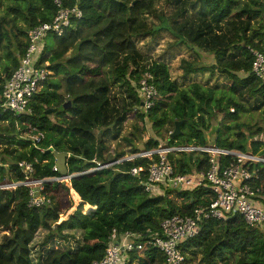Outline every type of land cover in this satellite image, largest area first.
<instances>
[{"label": "trees", "instance_id": "1", "mask_svg": "<svg viewBox=\"0 0 264 264\" xmlns=\"http://www.w3.org/2000/svg\"><path fill=\"white\" fill-rule=\"evenodd\" d=\"M62 1L65 7L78 5L82 18H72L62 36L49 34L45 39L38 64L49 63L52 74L34 97L33 116L26 118L45 133V152L22 139L16 118L0 112V186L24 181L19 168L22 161L33 164L36 179L62 177L53 171L54 153L69 155L68 172L74 177L71 187L62 182L46 183L44 194L52 205L42 208L28 207L25 187L0 189V232H7L0 239V264H35L30 246L40 230L48 232L44 247L55 238L68 240L65 232L81 231L82 247L76 252L52 249L40 255L36 264L101 262L113 230L144 236L148 231L158 234L165 219L192 216L196 209L213 201L208 183L185 190L158 185L153 191L156 195L148 193L143 186L146 169L158 160L157 156L125 161L128 154L122 151L107 158L110 146L105 136L121 116L111 96L116 86L126 94L122 102L125 122L136 121L133 131L122 138L130 147V156L159 149L162 130L169 124L175 128L178 122L180 134H171L165 147L194 149L168 154L179 174L208 172L210 156L198 149L210 143L219 150L264 159V144L252 141L264 129L239 123L251 102L260 104L257 109L263 110L264 120V83L252 71L254 57L250 51H264V0H196L192 5L188 0H177L181 8L178 5L167 24L162 20L160 27L153 29L146 15L157 0ZM4 6V15L0 16V65L4 63L0 68V105L4 84L18 69L29 46L28 33L52 23L57 13L54 0H0V12ZM156 17L161 19L164 14L160 12ZM165 31L171 32L174 47L187 46L201 60L205 55L211 58L207 63L182 60L184 80L197 74H209L210 78L220 74L230 85L208 81L184 86L172 80L163 57L143 64L145 56L138 43L149 38L150 44H145L149 46ZM147 73L153 76L159 97L145 113L140 110L142 100L137 88ZM50 110H57L53 113L56 122L50 118L53 114L47 115ZM148 124L156 138H149L143 149L138 148ZM245 128L247 133L243 132ZM233 160L231 156H220L218 162L223 167ZM108 164L113 165L94 170ZM254 167L261 169L257 204L264 208V164ZM133 168L143 171L133 176ZM71 190L89 214L80 208L60 223V217L74 206ZM181 248L184 264H264V227H250L238 214L204 220L199 235ZM127 259L123 264H165L159 250L146 245L131 252Z\"/></svg>", "mask_w": 264, "mask_h": 264}, {"label": "built area", "instance_id": "2", "mask_svg": "<svg viewBox=\"0 0 264 264\" xmlns=\"http://www.w3.org/2000/svg\"><path fill=\"white\" fill-rule=\"evenodd\" d=\"M75 1L79 2V0ZM54 5L57 8L54 21L42 24L28 33L29 46L18 69L4 84L3 103L0 105V112L9 113L13 118H16V128L22 132V139L31 141L32 146L42 154L45 152L42 147L46 138L45 133L26 120L33 116L34 97L41 91L52 74L48 69L49 63L38 64L40 56L45 50V39L49 34L60 37L71 26L72 18H82V12L78 5L73 8L65 7L62 0H54ZM250 51L254 57L252 71L264 83V51L253 49ZM137 90L143 104L140 110L147 113L155 106V101L159 97V91L154 85L153 76L150 73L144 76ZM25 133L27 138L24 136ZM209 149L218 150V152L211 153L208 151ZM198 150L213 155L210 156L211 168L208 172L191 175L177 173L169 162L168 154L185 150L164 148L162 145L157 150L145 152L143 155L139 154L140 157L125 159V161H132L136 158L158 157V160L148 164L146 169L148 176L143 186L148 193H152L155 186L158 185H169L173 189L185 190L203 187L208 183L214 193V199L209 206L196 209L192 216L176 215L165 219L161 223V231L158 234L148 231L144 236L133 232L119 233L113 230L105 258L101 262L93 264L126 263L128 255L141 249L144 245L159 250L164 257L165 264H184L185 258L181 245L199 235L201 223L209 219L222 220L230 214L240 215L250 227H264V208L257 205V199L261 196V188L257 187L261 180V169L254 167L258 163L264 164V159L249 156L250 154L219 150L210 146ZM214 155L218 157L231 156L234 160L220 167L219 158ZM108 165H99L94 170L107 168ZM19 168L23 172L24 181L10 183L6 187L1 185L0 189L16 190L19 187H25L28 189L29 208L51 206L52 200L44 194L46 183L63 182L65 179L62 177L36 179L35 168L32 163L27 161L20 162ZM53 171L59 172L57 166ZM142 171V168H133L131 174L139 176ZM72 177L74 176L69 175L68 181ZM142 240L145 241L142 242Z\"/></svg>", "mask_w": 264, "mask_h": 264}, {"label": "rangeland", "instance_id": "3", "mask_svg": "<svg viewBox=\"0 0 264 264\" xmlns=\"http://www.w3.org/2000/svg\"><path fill=\"white\" fill-rule=\"evenodd\" d=\"M176 2L177 0H157V2L155 3L154 9L151 11L150 14L146 15L148 26L152 29L159 28L160 25L162 24V20H163L164 25L165 23L167 24L166 21H168V18L178 11V5L180 4ZM195 2L196 0H188L189 5L195 4ZM180 8H181V5H180ZM5 9L6 8L4 6L3 10L0 12V16L4 15ZM189 11L191 13H194V11H192L191 8H189ZM160 12L164 14V17L161 19L156 17V16H159ZM20 25L22 24L20 23ZM173 42H174L173 36L171 35V32H168V31L161 33V35L156 37L153 43L149 46L145 45V44H150L149 38L143 41H140V43H138V47L140 48L141 50L140 52L142 53V55L145 56V60L143 64H151L152 62L157 61L159 58L163 57L164 61L167 62L170 67V73H171L172 80L177 81L179 84L184 85V86L190 83H194V82L206 84L208 81L212 85H218V86L223 85L225 87H228L230 85V82L222 78L220 74H216L212 78H210L209 74H197V75H192L191 77H188L184 80V73H183V70L181 69L182 60H187L190 62L207 63L211 60V58L205 55L204 59L201 60L193 53L194 50L189 49L187 46L174 47ZM3 64L4 63L0 65V68ZM125 95H126L125 92L121 93L118 86L113 88L112 95H111L112 101L114 105H116V109L119 110L121 116L118 117L115 128L109 131L105 136V142L106 144L110 146V150L107 153L108 159L113 158L116 155V153H119L122 151L128 154L125 159H130L136 156L140 157V155H143V153H145V152H141L140 155L138 154L139 156L138 155L130 156L128 153L130 151V147H126L125 146L126 144L122 141V138L128 136L133 131L132 126L136 122L134 119L128 120L127 122H125L124 120L125 112L122 111L123 110L122 102L125 99ZM259 106H260L259 103L256 104L254 102H251L250 105H248L249 111L241 115V119L239 123L245 124L247 125V127L251 126L254 129H258V128L264 129L263 110L257 109ZM50 118L54 122L57 121L54 114L50 115ZM245 129H243V132L247 133V129L246 130ZM173 130H175V128L173 127L172 124H169L162 130L161 139L159 141L164 148H166L165 147L166 143ZM97 135L99 137L101 136L100 130L97 131ZM24 136L26 138L28 137L26 133L24 134ZM212 137H213L212 133H209L210 141L213 140ZM149 138L150 139L156 138V136L154 135L152 131L150 124L147 125V133L144 134L143 139L141 140V142L138 143L137 145L138 148L143 149L145 147V143L149 140ZM252 141H255V142L257 141V142H261L264 144V132L256 136L254 139H252ZM210 145L213 146L211 143ZM184 150L191 151L194 149H184ZM208 151L211 153L218 152V150H214V149H209ZM163 152H166V151H163ZM208 155L213 156L210 154ZM214 156L219 158L217 155H214ZM249 156H252V155H249ZM109 166H111V164L108 165V167ZM65 182H66L65 183L66 185L71 187L70 181H65ZM9 184L10 183L5 182L2 184V186L6 187ZM73 193L75 192L71 190V198L73 200L74 206L66 215H62L60 217V220H59L60 223L63 222L64 220H67L69 216H71L76 210L80 208H82L83 212L85 211L84 209L85 206H81L82 205V202H80L81 199L78 200L75 197V195H73ZM153 195H156V193H153ZM260 203L262 204V201H260ZM85 212H84L85 214L88 213L87 211ZM6 233L7 232H0V239ZM47 234H48L47 231L40 230L36 234L35 239L30 246L32 250V257H33L35 264L37 263L36 260L40 257V255H45L48 251L52 249H58L62 251L69 250L72 252H76L82 247L83 232L81 231L65 232V234L69 236L68 240H61L59 238H55L52 241H50V243L46 247H44L43 242Z\"/></svg>", "mask_w": 264, "mask_h": 264}, {"label": "water", "instance_id": "4", "mask_svg": "<svg viewBox=\"0 0 264 264\" xmlns=\"http://www.w3.org/2000/svg\"><path fill=\"white\" fill-rule=\"evenodd\" d=\"M142 106H143V104H142ZM64 108L67 109L68 106L65 105ZM56 111L57 110H50L47 112V115L53 114ZM180 132H181V123L177 122L175 125V130L172 133V137L178 136L180 134ZM185 151H188V150H185ZM54 157L56 159V166L59 170V173L61 174L62 178L65 179V181H68L69 172H68L67 161H68L69 155L67 153H54ZM65 181H63L62 183L65 184L66 183ZM81 202L83 203L82 200H81Z\"/></svg>", "mask_w": 264, "mask_h": 264}, {"label": "crops", "instance_id": "5", "mask_svg": "<svg viewBox=\"0 0 264 264\" xmlns=\"http://www.w3.org/2000/svg\"><path fill=\"white\" fill-rule=\"evenodd\" d=\"M157 188H158V187L154 188V192L157 190ZM154 192H153V193H154ZM257 203H258V202H257ZM257 205H258V204H257ZM261 205H262V204H261ZM259 207H262V206L259 205Z\"/></svg>", "mask_w": 264, "mask_h": 264}]
</instances>
